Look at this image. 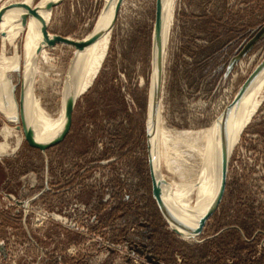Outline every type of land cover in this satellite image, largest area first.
I'll return each instance as SVG.
<instances>
[{
  "label": "rangeland",
  "instance_id": "1",
  "mask_svg": "<svg viewBox=\"0 0 264 264\" xmlns=\"http://www.w3.org/2000/svg\"><path fill=\"white\" fill-rule=\"evenodd\" d=\"M39 2L0 3V64L3 56L13 63L19 55L17 69L7 72L18 120L0 111V264H150L137 248L163 264H264V98L234 147L220 204L198 241L183 240L158 208L151 178L156 0H124L68 134L45 150L28 142L21 107L23 40ZM105 2L64 0L52 11L34 76L35 96L52 115L74 44L92 32ZM12 10L21 24L16 36L6 35L14 43L3 36ZM262 27L264 0H174L161 72V132L210 129L227 112L264 60V37L237 59ZM189 168L181 175L161 171L179 181Z\"/></svg>",
  "mask_w": 264,
  "mask_h": 264
},
{
  "label": "bare ground",
  "instance_id": "2",
  "mask_svg": "<svg viewBox=\"0 0 264 264\" xmlns=\"http://www.w3.org/2000/svg\"><path fill=\"white\" fill-rule=\"evenodd\" d=\"M3 1L0 0V3ZM56 1L58 0H40L32 9L22 47L23 121L27 136H32L33 133L36 142L40 144H49L66 128L70 96H74L77 102L94 83L105 59L114 20L124 2L123 0L118 7L120 0H106L92 32L80 44H74L78 48L75 60L61 91L60 108L52 115L35 96L34 76L38 70L37 60L43 51V44L48 39L47 27L54 9L46 5ZM158 3L160 11L158 56L155 51L158 73L156 72L153 79L152 74L150 77L148 117L151 178L167 219L176 223L175 228L181 233L179 236L183 240H190L188 238L195 235L204 214L210 207L218 205L225 191L226 158L228 154L232 155L240 136L264 98V67H258L251 82L243 88L235 107L229 108L210 129L174 134L161 132L160 114L158 115L161 105V72L166 36L173 22L174 0H156V5ZM10 12L12 19L15 10ZM7 21L5 18L4 25ZM11 22V29L8 31L13 33L15 27L21 24H17L13 19ZM18 60L19 55L16 52L13 63L3 56L0 64V111L10 122L18 120V112L13 86L7 78V72L17 66ZM189 155L192 158L188 159ZM186 165L190 166L191 172L179 176V181L164 175L161 171L163 166L168 172L181 175ZM153 192L157 202L154 186ZM195 240L198 241V238Z\"/></svg>",
  "mask_w": 264,
  "mask_h": 264
},
{
  "label": "water",
  "instance_id": "3",
  "mask_svg": "<svg viewBox=\"0 0 264 264\" xmlns=\"http://www.w3.org/2000/svg\"><path fill=\"white\" fill-rule=\"evenodd\" d=\"M64 0H58L56 2H50L48 3L46 6L47 7H55L57 5H59L60 3H62ZM123 0H120L118 7L120 6L121 2ZM160 11H159V3L156 5V19H155V26H154V33H153V42H152V66H151V74H152V79L153 76L156 77V72L158 73V60L156 59V64H157V70H156V64H155V51L157 52V56H158V46H159V37H160ZM264 37V27H262L259 31H257V33L252 37V39L244 46L240 56L237 58L239 59L240 57L246 55L253 47L254 45L261 39ZM264 67V60L259 64V68ZM254 76V74L251 76V78ZM251 78L245 83L244 86L241 87L239 94L237 95V97L234 99L230 109H233L235 107V105L237 104V102L239 101L240 97H241V92L243 91V88H245L250 82H251ZM76 105V100L74 96H70L69 101H68V124L66 126V128L63 130V132L58 135L52 142H50L49 144H40L38 142H36L35 138L33 137V133L32 136H27V140L28 142L36 147L39 148L41 150H45L48 147L58 143L59 141H61L69 132L71 124H72V114L74 111ZM230 159H231V155L228 154L227 158H226V173H225V178H227V173H228V168H229V163H230ZM226 184V182H225ZM153 186H154V191H155V195L157 198V204L160 208V211L163 215V217L165 218V220L167 221V223L169 224V226L172 228V231L176 232L177 235L181 233L175 228L176 223H174V221H170L167 219L166 214L164 213L163 210V206L161 201L159 200V196L157 195L156 192V188H155V183L153 182ZM224 195V192H223ZM222 195V197H223ZM222 200V198H221ZM220 200V202H221ZM220 202L218 203V205L220 204ZM217 206L215 207H210L207 212L204 214L203 218L201 219V222L197 228V231L195 233V235H193L192 237H189L188 239L190 240H195L196 238L200 237V235L202 234L204 227L208 221V219L212 216V214L215 212V210L217 209ZM183 237V236H182ZM143 248H146L145 244H142ZM135 252H137L139 255H143L144 256V260L147 263L150 264H163L161 263L155 256L149 254L148 252L146 253L145 250L141 249V248H137L135 250Z\"/></svg>",
  "mask_w": 264,
  "mask_h": 264
},
{
  "label": "flooded vegetation",
  "instance_id": "4",
  "mask_svg": "<svg viewBox=\"0 0 264 264\" xmlns=\"http://www.w3.org/2000/svg\"><path fill=\"white\" fill-rule=\"evenodd\" d=\"M15 32V31H14ZM8 34V29H3V36H4V40L6 41V42H10V43H14V40L15 39H17V38H15L13 41H12V38L9 36H6ZM13 36H16V34L15 33H13ZM18 36V35H17ZM154 193V192H153ZM158 205V204H157ZM158 208H159V206H158ZM160 209V208H159Z\"/></svg>",
  "mask_w": 264,
  "mask_h": 264
}]
</instances>
